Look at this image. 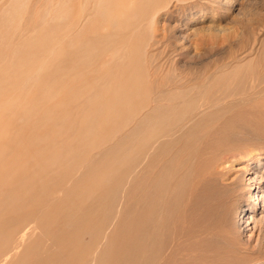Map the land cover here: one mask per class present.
I'll return each instance as SVG.
<instances>
[{
	"label": "bare ground",
	"instance_id": "bare-ground-1",
	"mask_svg": "<svg viewBox=\"0 0 264 264\" xmlns=\"http://www.w3.org/2000/svg\"><path fill=\"white\" fill-rule=\"evenodd\" d=\"M10 1L0 16V63L9 61L0 64V264H264L229 240L240 183L223 168L239 162L230 123L264 95L263 78L238 67L202 79L165 73L152 27L170 0H101L90 13L91 0H58L49 31L37 10ZM135 10L133 22L121 19ZM49 85L64 99L39 108L56 98ZM79 115L85 130L48 149ZM17 119L32 122L26 135L13 134ZM258 203L255 193L244 206L246 227Z\"/></svg>",
	"mask_w": 264,
	"mask_h": 264
},
{
	"label": "rangeland",
	"instance_id": "rangeland-1",
	"mask_svg": "<svg viewBox=\"0 0 264 264\" xmlns=\"http://www.w3.org/2000/svg\"><path fill=\"white\" fill-rule=\"evenodd\" d=\"M97 1L101 0H91L88 5L85 4L86 8H89V13L91 8L98 5ZM10 2V0H0V16L6 13H1V11L8 7ZM36 2L37 0H24L25 5L27 6L25 8L26 12L29 13L30 10H33V12L37 10L35 12V17H37V15H43V23L46 22L43 30L49 31L50 26L57 23L59 21L58 18L61 15V10L60 12H55L53 9L56 7L61 9L62 3L58 0H39V2ZM103 2L105 3V1H102V5ZM182 2L183 4H181ZM76 4H73V6L75 5V10L79 8V4ZM167 4L168 5L163 4L159 7L155 16L156 23L152 27V33L153 35L155 34L154 36L152 35L154 37L153 40L157 41L159 44L157 45L156 52L159 51L160 54L161 51V55H158V52L156 54L159 56V63L163 64L162 66L164 67L165 73L168 72L170 70L169 67L172 66L173 68L170 70V74L175 77L182 76L192 79H202L217 75L221 72L223 74H229L233 72L232 70H234V67H238L242 68L241 73L246 80H249L251 77V80L258 77L259 79L263 78L262 81L264 82V0H184L180 1V3H175L174 0H170ZM31 6L33 7L31 8ZM137 13L138 11L135 10L130 15L128 13V17L123 15L121 19H123V21L129 20L130 22H133V20H136L138 17ZM87 14V12H84L82 15L85 17ZM98 14H100V12ZM192 14L197 15L191 16ZM125 15H127V13ZM129 16L132 20L129 19ZM34 25L33 32L34 30L37 32L39 26L36 25L41 24L35 20ZM84 27L87 29L93 28V23H88ZM108 28L109 31L112 30L110 26ZM144 32L145 29L143 30V28H140V30L135 29L132 33L134 37L137 38L144 35ZM28 34L29 33L24 34L25 39L28 37ZM62 34L58 35L61 36ZM182 36H185L184 41H181ZM49 37L54 36L51 34ZM55 56H53V58L50 56L47 63L53 65L58 64V61L55 60ZM169 59L172 60L170 61ZM160 60L162 61L160 62ZM8 63L9 61L6 64H0H4L3 67H6ZM0 67L2 66L0 65ZM243 73H245V75ZM34 79V82L40 81V79ZM48 91L51 96L54 95L56 98L48 102L49 104H40L41 107L38 106L39 108H48L49 105L55 108L59 106L60 101L64 99L62 87L49 85ZM31 94L34 96L33 93ZM54 103L56 104L53 105ZM243 111L242 112L245 116H242L243 118H235L234 121L231 120L233 124L235 122L234 126L229 122L231 124L229 125L233 128L229 125L227 127H230L229 130L231 133L235 131L233 134L235 136L232 134L231 136L233 139L236 138L234 141H237V144L235 143L233 147H239V149L235 148V150L240 151L237 152L239 153V157H237L239 162L237 164L233 163V166L235 165L234 169L230 166L231 163L223 165V168H226V170L231 169L229 171L231 173L229 174L240 183L238 197L236 199L237 202H235L237 212H239L234 218V222L237 224L238 228L237 230L234 228L230 229L232 232L228 237L231 238L229 240L236 241L237 249L241 248L238 252L240 255L239 257H243L246 260H252V256L255 257L254 259H256V256H264V95L260 98L258 97L256 101H253L252 104L247 106L246 110ZM27 112L30 113V111ZM58 112L63 114L60 110ZM62 112H65V110ZM67 112H69V110L64 113V115L67 114L65 115L66 117L73 114ZM29 113H22L21 115L28 119L29 116L31 117V113ZM57 115L56 118L61 116ZM53 116L54 114L51 119L53 118L52 120L54 121L55 116ZM65 116L64 119L66 118ZM79 118L80 115L75 116V123L74 125H71L76 127L75 125L79 121L77 128L72 127L67 130L61 126L60 128L57 126L56 129L59 128V132L66 131L60 133L58 139L55 137L52 141L54 142L56 140V143L50 142L48 144V149H51L54 146H58L59 148H55L60 149L68 144V141L71 140V136L74 133L84 131V120L81 121L82 119ZM62 120L58 121L56 119L55 122H62ZM15 122L16 121H14V123ZM19 122V125H21L22 121L17 119V122L14 124L15 126H13V129H16L13 131V134L26 135V133L30 131V129L27 128H29V124L31 126L32 122L29 121V123L25 124L26 127H22L23 125L21 127L16 125ZM73 128L75 131L72 130ZM60 129L63 130L60 131ZM69 131H71L72 134L69 133ZM68 134H70V138L67 136ZM65 138L69 140H66ZM62 139L64 142L66 140V145L65 143H63L64 145L60 143ZM16 144L18 143L12 140L9 146L17 148L19 144L17 146ZM61 144L63 145L62 147L60 146ZM23 147H25V145ZM26 148L31 150L34 149V146L31 143H27ZM55 148L52 149L56 150ZM256 156L260 158V161L256 165L255 170L248 175L245 174L244 170L247 168L249 169L250 160ZM241 167L244 168V170L239 169L237 171V169ZM242 172L244 174H242ZM25 180L27 181V179ZM25 180H23V184L30 183L29 179L27 182ZM20 181L15 182V187L17 184H19V186L22 184ZM27 184H25L26 187H22L27 188L28 186H31ZM37 193L41 196H46L47 194H44V189L38 190ZM255 193L259 196V210L254 213L253 218L249 221L251 224L246 227L244 223L245 219L243 218L245 215L244 206L248 204L250 196ZM241 206H243V208H241ZM94 209L95 208L93 207L92 211H94ZM30 228L32 229V226H30ZM28 230L30 229L26 228V232ZM34 232L38 233L39 229L35 228ZM248 249L251 252H256L254 255H251L252 259H249L250 256L248 255L250 254L246 251ZM15 256H13L14 258L12 257V259L10 258V260H15L18 257V254H15ZM8 257H10V255L7 256L6 259ZM31 263L36 264V261L34 262L32 260Z\"/></svg>",
	"mask_w": 264,
	"mask_h": 264
}]
</instances>
